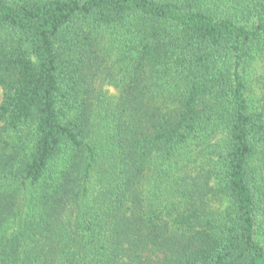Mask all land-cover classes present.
<instances>
[{"label":"trees","instance_id":"16d2710c","mask_svg":"<svg viewBox=\"0 0 264 264\" xmlns=\"http://www.w3.org/2000/svg\"><path fill=\"white\" fill-rule=\"evenodd\" d=\"M264 0H0V264H264Z\"/></svg>","mask_w":264,"mask_h":264},{"label":"rangeland","instance_id":"374dc122","mask_svg":"<svg viewBox=\"0 0 264 264\" xmlns=\"http://www.w3.org/2000/svg\"><path fill=\"white\" fill-rule=\"evenodd\" d=\"M264 69V45L255 56H253L251 63L247 66L245 73L249 84V94L253 97L257 96L259 92L260 76ZM2 98V89L0 88V100Z\"/></svg>","mask_w":264,"mask_h":264}]
</instances>
